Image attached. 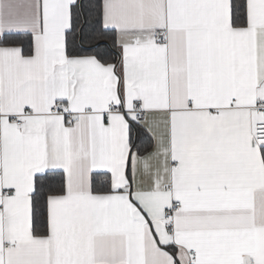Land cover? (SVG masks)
I'll use <instances>...</instances> for the list:
<instances>
[{"label":"snow or ice","instance_id":"snow-or-ice-1","mask_svg":"<svg viewBox=\"0 0 264 264\" xmlns=\"http://www.w3.org/2000/svg\"><path fill=\"white\" fill-rule=\"evenodd\" d=\"M0 264H264V0H0Z\"/></svg>","mask_w":264,"mask_h":264}]
</instances>
